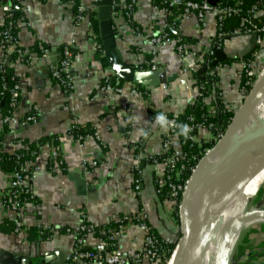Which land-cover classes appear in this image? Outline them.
I'll return each instance as SVG.
<instances>
[{
    "label": "crops",
    "instance_id": "0c3cea01",
    "mask_svg": "<svg viewBox=\"0 0 264 264\" xmlns=\"http://www.w3.org/2000/svg\"><path fill=\"white\" fill-rule=\"evenodd\" d=\"M207 1L215 4L216 0ZM79 4L83 9V20L79 22L75 20L74 0H20L13 6L19 14L15 21L19 45L30 51L36 42H41L50 54H30L28 62L11 63L20 87L17 117L34 114L36 118L34 123L13 127L3 123L0 113V143L10 153L28 145L36 146L38 153L29 166L28 186L34 202L23 204L18 211L6 209L0 202V264H62L76 242V235L66 231L78 226L82 218L94 228L82 237L84 250L94 248L111 230L115 231L111 225L119 218L145 215L149 230L164 241L173 239L179 231L176 204L158 193L165 166L151 162L161 152L167 133L157 118L163 114L182 115L198 97L195 75L202 74L188 67L195 65L212 45L216 17L207 15L201 22L195 15L183 18L175 13L171 19V13L155 8L150 0H136L127 26V2L114 0L113 30L123 59L134 69L144 66L146 70L137 69L142 71H150L153 64L172 78L158 86H140L144 90L142 96L132 95L130 90L138 86L127 82L122 83V92L115 94L102 90L103 80L111 71L100 58L101 42L98 44L93 34L90 15L93 12L97 20L96 0H81ZM4 17L0 4V26ZM166 28L183 40L185 63L173 42L150 44V39ZM251 36L225 39L216 50L223 53L224 59L215 65V53L212 56V76L217 83L204 100L209 108L217 97L229 111L241 102L244 58L257 45L255 40L253 47ZM67 45L74 56L70 95L50 73ZM259 53H255L256 57ZM226 60L231 61L223 63ZM4 61L0 50V64ZM255 62L254 59L253 66ZM73 126L94 129L100 139L90 137L78 143L71 134ZM5 127H9L8 132ZM203 133L211 136L203 129L194 141L205 136ZM171 152L182 154L179 136L173 139ZM82 164L89 167L88 173L82 170ZM10 180L11 175L0 170V197L10 190ZM258 200L261 203L255 207L264 208V189L258 193ZM17 221L21 228L15 231ZM40 227L52 230L49 239L33 237L34 229ZM114 236L123 253L134 254L143 249L145 231L136 223L126 221ZM157 262L160 261L141 264ZM228 264H264L263 221L241 228Z\"/></svg>",
    "mask_w": 264,
    "mask_h": 264
},
{
    "label": "built area",
    "instance_id": "2783aa9c",
    "mask_svg": "<svg viewBox=\"0 0 264 264\" xmlns=\"http://www.w3.org/2000/svg\"><path fill=\"white\" fill-rule=\"evenodd\" d=\"M15 1L20 0H5V2L1 5V8L5 15V21H7L6 27L4 30L0 33V35H3V43L8 44L7 52L8 53H16L18 47H20L18 40L13 37L10 33L11 28H13V21H12V7L14 6ZM41 2H46L49 0H39ZM78 3L81 2V0H74ZM136 0H130V2L125 6L124 8V15H125V22L126 25L129 26L131 15L133 11V7ZM155 8H159L157 5L154 4V1L156 0H150ZM164 6H167L169 8L177 7L181 9V17L188 18L189 16L195 15L199 21H203L207 15H215L216 17V36L211 46H209V49L206 51V53L198 58L195 61V65H189L188 69L192 70H202L204 69V73L201 75L204 79L207 75L212 76L215 69H210V65L212 64L211 57L214 55L215 51L219 49L223 41L230 37H237L241 35H252L256 34V42L257 45L261 43L259 33L264 32V29H258L255 25V20L257 19L259 15L260 8L263 6L261 1H256L255 4H253L249 10L244 11V13L241 10V1L237 0L235 1L234 5L228 6V5H221L220 3L217 4H211L207 0H203L201 2H194V1H187V0H162L161 2ZM233 16L240 17V22L238 27L231 31H224V24L225 21ZM75 20L77 22L83 20V9L80 6V4L77 7V13L75 16ZM172 28V26H171ZM169 28H166L164 31L156 35L155 37H152L150 39V44L152 46H156L158 44H161L163 42H173L175 45V49L177 54L179 55L182 63H185V57H186V50L181 42L180 38L177 37H170L169 34L166 32V30ZM139 37L141 35L137 34ZM39 48L42 51L41 57H48L50 54V51L47 49H43L41 46ZM100 48V47H99ZM255 51L252 55V57L255 59L256 53ZM19 56H24L27 54V52L21 53L18 51ZM30 59V55L28 56L27 62ZM58 65L56 67H51L50 73L51 77L54 81H56L57 84H59L64 91L67 94H71L72 91V69L74 67V56L72 51L70 50L69 46H65L62 48L59 58H58ZM253 61L246 62L245 70L243 74L245 75V78L247 81L242 86V93H246V86L251 85V78H253ZM151 70H156V66L151 64ZM216 68V67H214ZM186 70V69H184ZM112 74V73H111ZM203 87H201V90ZM19 85H14L13 88L10 89V99H9V110L7 111L6 115L3 116V123L6 125L11 126H24L29 123H34L36 116L34 114H31L29 116L24 117L23 119L17 117V109H18V103H19ZM102 90L106 93H121L122 89L120 87H117L112 84L111 82V75L105 76L103 80V88ZM200 91V90H199ZM130 93L132 95L142 96L144 93V90L138 87H134L130 90ZM198 95L201 96V93L198 92ZM205 98L203 99L204 102ZM209 114L214 115L215 110H211ZM161 116L165 117V120L161 122L162 127H164L167 131L163 143L161 152L153 157L151 159V162L158 163L161 162L165 166L164 175L162 178V186L159 188L158 193L161 194V196L164 197V199L174 202L175 204H178V209L181 201V197L184 193L187 178V173H190L194 170L195 167L189 165L190 162L196 161V156H191L189 159L186 158L185 154L181 155H174L171 152V143L175 137L178 136V133L181 129H183V126H187V132L185 139L188 141L195 142V131L198 133L200 130L208 128L203 124H195L194 119L191 117L188 119V123L181 125L176 117L170 116L169 114H163ZM212 125H209V128H211ZM75 128V126L72 127V130ZM93 132L91 134H86L84 136L78 135L75 139L78 143H81L87 138H94L99 140L100 137L96 133V131L93 129ZM209 131V130H208ZM187 160V163H182ZM198 163V162H197ZM32 165V161L25 162L23 165H21L18 169V171L13 172L11 174V180H10V190L2 195V197H7L8 200L5 202H1V204L6 209H12L15 211H18L21 207V203L18 201V196L21 193L28 194L30 198H33L32 193L30 191V188L28 186L30 180H31V173L29 172V166ZM63 163L61 161L58 162V166L62 168ZM94 166V164L92 165ZM88 168L85 164H82V170L85 173H88ZM136 189H138V181H136ZM126 221H130L131 223H136L141 229L145 231V237H144V244L143 249L140 252L134 253V254H126L120 251L117 248V245L115 243V236L117 232L120 230L123 224L126 223ZM115 224L117 227L114 230H111L109 233V236H106L105 239L101 240L94 248L89 250H84L81 248L82 243V237L86 233H91L94 231L93 226L88 225L85 223L84 218H82L81 223L76 226L74 229H69L66 232L74 233L76 235V242L73 247V250L66 255L64 262L62 264H141L142 262H149L153 263L156 261L163 260L165 253H166V247L165 242L161 239H159L153 232L149 230V227L146 223V216L140 215L135 218H119ZM21 228V222L17 221L15 224V231L19 230ZM39 234L42 235L44 233L50 234V236L47 238L49 239L52 234V230H48L45 228L40 227ZM47 231V232H45Z\"/></svg>",
    "mask_w": 264,
    "mask_h": 264
},
{
    "label": "water",
    "instance_id": "95a60500",
    "mask_svg": "<svg viewBox=\"0 0 264 264\" xmlns=\"http://www.w3.org/2000/svg\"><path fill=\"white\" fill-rule=\"evenodd\" d=\"M113 1L96 0L95 13L98 21L102 56L111 73L116 77L117 82L123 81L137 86L154 87L171 81L172 78L166 77L160 70H137L123 59L121 52L117 48L113 30ZM219 1L216 0L214 3L217 4ZM251 37L254 47L257 35L252 34ZM215 59L216 61L213 65L217 61L220 62L224 59L223 53L216 51ZM55 61L57 62V59H54ZM203 73L204 69L198 71V74ZM260 74L245 100L234 113L222 137L213 148L203 155L187 179L178 209L179 231L176 236L177 253L174 264H199L201 260L202 239L196 219L202 189L211 185L212 178L222 181H226L229 178L238 179L242 173V165L256 158L264 151V130L253 131L240 140L236 139L237 130L245 115L243 109L255 94L254 91ZM3 105L4 101L0 102V109ZM258 125L264 127V119L259 120ZM254 221L264 222V208L243 209L240 215L228 224L226 230H232L236 227L242 228Z\"/></svg>",
    "mask_w": 264,
    "mask_h": 264
},
{
    "label": "trees",
    "instance_id": "16d2710c",
    "mask_svg": "<svg viewBox=\"0 0 264 264\" xmlns=\"http://www.w3.org/2000/svg\"><path fill=\"white\" fill-rule=\"evenodd\" d=\"M187 1L201 2L203 0H187ZM235 1H237V0H220L219 3L221 5L232 6V5H234ZM240 1L242 2L240 8H241L243 13H244V11L249 10L250 7L253 4H255V2H256L254 0H240ZM260 1L263 4V6L260 8V11H259L260 13H259L257 19L255 20V25L258 29H264V0H260ZM4 2H5V0H0L1 5ZM126 2L128 4L130 2V0H126ZM161 2H162V0H156V1H154V4L157 5L159 8H164L168 13H171L172 14L171 19L174 18V16L176 14H179V16H181V13H182L181 9H179L177 7L169 8L167 6H164ZM15 3H17V1H15ZM76 4H77L76 7H78L79 3L76 2ZM12 15H13L12 16L13 28H11L10 33L13 37L16 38L15 21H16V19H18L19 14L15 11L14 7H12ZM90 19L92 21L94 38L99 44L100 41H99V36H98V23H97V20H95L93 12L90 15ZM239 22H240V17H238V16H233V17L227 19L225 21V24H224V27H225L224 31H231V30L235 29L236 27H238ZM6 24H7V21H4V24L2 26H0V33L4 30V28L6 27ZM166 32L169 34L170 37L174 38L172 32L169 29H167ZM114 35H115V40H116L117 33L114 32ZM258 35L260 37V40L262 41V45H261V43L259 45H256L255 48L253 50H251L250 53H248L245 56L244 60L246 62H250V61L254 60V58L252 57L254 51H257V52L260 51V53L264 52V32L259 33ZM39 46H41L43 49L49 50L47 48V46L44 45L43 43L36 42V44L30 49V51H28V50L26 51L22 46H20V47H18L16 53H8L7 52L8 44L3 43V35H0V50L3 53V55L5 56V60H6V61H4V63L0 64V102L4 101V105L0 109V113H1L2 117L5 116L7 111L9 110V99H10V93L9 92H10V89L13 88L14 85H19L18 78L15 75V72H14L13 67L11 66V63L13 61H16V60H20L22 62H27L28 56L30 54H36L38 56H41L42 51L39 48ZM18 51H20L21 53L27 52V54L24 56H19ZM98 55L100 57L101 52H98ZM100 58L103 61L104 65L108 66L106 64L104 58H102V57H100ZM211 59H212V57H211ZM229 61H231V60H226L223 63H229ZM135 68L146 70L144 66L135 67ZM212 68H213V66L210 65V69H212ZM110 75H111L112 84L117 86V87H121L122 83H124V82L121 81L120 83L117 84L116 77L113 74H110ZM242 77L243 78H242L241 84L243 86L245 84V82L247 81V79L245 78L244 74ZM195 80H196L195 83L197 86V90L199 93H201V96L198 95V97L195 99V101L186 107L184 113L182 115L176 117L177 121L181 125L188 123V119L192 117L194 119L195 124L201 123V124L205 125L211 134V137L205 135L201 139H199V141L192 142V141H188L185 139L187 134L184 131V129H181L179 131L178 136L180 138V143L182 146V154H185L187 159H189L191 156H196L195 162L188 163L189 165H191L193 167H195L197 162L203 157V155L208 150L213 148V146L218 142V140L221 138L219 131L224 132V130L227 128L228 124L232 120L234 113H235L233 110L229 111L228 109H226L225 104L222 102V100L219 97H217L216 102H212V104H209V106H211V108H209L208 105L204 104L203 99L208 96L209 92H211V90H213V88L215 87V85L217 83V79L214 76L207 75L203 79V78H201V76L195 75ZM253 80L254 79L251 78V82H250L251 85L246 86V93L244 95H242L241 103L245 100V97L248 95L249 91L251 90ZM134 86L135 85H133V87ZM201 87H203L202 90H201ZM213 107H215V108H213ZM211 110H215L214 115L209 114V112H211ZM209 125H212V127L209 128ZM4 130H5V132H8L9 127H5ZM92 132H93L92 130L82 129L78 126H75V128L73 130L71 129V134H72L74 139L78 135L84 136L86 134H91ZM194 135L195 136L197 135L196 131H195ZM37 153H38V148L34 145H28L24 149L19 147L13 153H10V152H7L4 149V147L2 146V143H0V170L3 173L11 175L13 172L18 171L19 167L21 165H23L25 162L34 161ZM182 163H187V160L182 162ZM189 176H190V173H187L185 178L188 179ZM7 200H8V198L5 196L0 197V201H2V202H5ZM18 201L21 203L20 206H22L25 203H31V202L33 203L34 199L30 198L28 194H25L23 192L18 196ZM174 212H175L176 220H177L178 225H179L178 204L175 205ZM111 226L115 227V228L117 227L116 224H112ZM40 229L41 228H35L34 229V233L32 234L33 237L34 238L37 237V238H40L43 240L47 239L50 236V234L44 233V234L40 235L39 234ZM45 232H47V231H45ZM157 237L159 239H161L159 236H157ZM164 242H165V247L167 249L165 256H164L163 260H161L160 262H157L156 264H166L167 260L171 256L172 251L176 247L177 238L174 237L173 239H171L169 241H164Z\"/></svg>",
    "mask_w": 264,
    "mask_h": 264
},
{
    "label": "bare ground",
    "instance_id": "6f19581e",
    "mask_svg": "<svg viewBox=\"0 0 264 264\" xmlns=\"http://www.w3.org/2000/svg\"><path fill=\"white\" fill-rule=\"evenodd\" d=\"M254 96L243 109L244 118L237 130V140L253 131H263L258 125L264 119V69L257 81ZM238 179L226 181L212 178L211 185L200 193V204L196 223L202 239L201 260L199 264H227L236 236L241 227L226 230L228 224L245 208L261 184L264 182V151L256 158L242 165ZM177 247L170 262L174 264Z\"/></svg>",
    "mask_w": 264,
    "mask_h": 264
},
{
    "label": "rangeland",
    "instance_id": "374dc122",
    "mask_svg": "<svg viewBox=\"0 0 264 264\" xmlns=\"http://www.w3.org/2000/svg\"><path fill=\"white\" fill-rule=\"evenodd\" d=\"M261 45H262V41H261ZM260 52V51H259ZM261 54V55H260ZM255 65H254V67H253V83H252V85L256 82V80H257V78H258V76H259V74L261 73V71L263 70V68H264V52H261V53H259L258 55H257V57L255 58ZM246 98V97H245ZM243 103V102H242ZM241 102L236 106V107H234V112H236L237 110H238V108L240 107V105L242 104ZM226 130V129H225ZM225 130H224V132H225ZM209 132V131H208ZM224 132H222V131H219V134L221 135V137H222V135L224 134ZM203 135H207L206 133L204 134L203 133ZM208 136V135H207ZM209 137H211V136H209ZM263 189H264V182L261 184V186L258 188V190L255 192V194L253 195V197L250 199V200H248V202H247V204L245 205V208H244V210H249V209H251V208H253V207H255V206H257L259 203H261V202H259V200H258V193L261 191H263ZM176 248H174V250H175ZM174 250L172 251V253H171V256H172V254H173V252H174ZM231 255V254H230ZM171 256H170V258L167 260V262L169 261L170 262V259H171ZM229 258H230V256H229ZM166 262V263H167ZM229 263V259H228V261H227V264Z\"/></svg>",
    "mask_w": 264,
    "mask_h": 264
},
{
    "label": "clouds",
    "instance_id": "9594fccd",
    "mask_svg": "<svg viewBox=\"0 0 264 264\" xmlns=\"http://www.w3.org/2000/svg\"><path fill=\"white\" fill-rule=\"evenodd\" d=\"M157 119H158V121L163 122L165 120V117L164 116H159ZM183 129H184L185 132H187V130H188L187 126H183Z\"/></svg>",
    "mask_w": 264,
    "mask_h": 264
}]
</instances>
